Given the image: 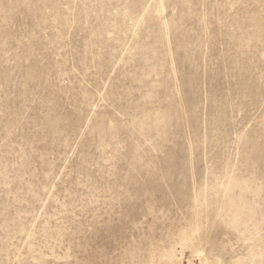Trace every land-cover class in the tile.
<instances>
[{
  "label": "rangeland",
  "instance_id": "rangeland-1",
  "mask_svg": "<svg viewBox=\"0 0 264 264\" xmlns=\"http://www.w3.org/2000/svg\"><path fill=\"white\" fill-rule=\"evenodd\" d=\"M0 264H264V0H0Z\"/></svg>",
  "mask_w": 264,
  "mask_h": 264
}]
</instances>
